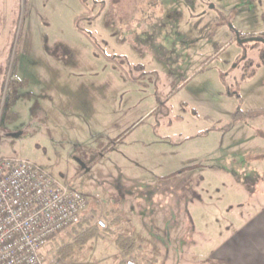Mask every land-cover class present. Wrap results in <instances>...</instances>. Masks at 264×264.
<instances>
[{"label":"rangeland","instance_id":"rangeland-1","mask_svg":"<svg viewBox=\"0 0 264 264\" xmlns=\"http://www.w3.org/2000/svg\"><path fill=\"white\" fill-rule=\"evenodd\" d=\"M84 12L91 19L79 26L95 45L74 24ZM236 32L264 38V0H0V160H30L83 193L94 219L121 218L111 236L99 231L59 264H155V172L227 153L230 145L206 142L212 127L233 123L218 136L264 153L259 43H238ZM159 139L185 141L167 149L152 144ZM262 157L234 166L263 175ZM67 232L44 248L48 262ZM116 233L140 249L120 252Z\"/></svg>","mask_w":264,"mask_h":264},{"label":"crops","instance_id":"crops-1","mask_svg":"<svg viewBox=\"0 0 264 264\" xmlns=\"http://www.w3.org/2000/svg\"><path fill=\"white\" fill-rule=\"evenodd\" d=\"M227 126L212 127L206 133V142L221 149L230 145L227 153L217 149L202 151L199 158L204 162L199 165L192 163L190 157L179 166L174 160L171 165H164L175 167L165 174L155 172L156 178H163L155 181V264H162L163 258L169 257H174L175 263L183 257V264H264V174L257 168L234 166L239 160L262 157L264 153H241L236 147L238 140L218 136L232 131L233 125ZM166 141L154 140L152 144L157 142L155 145L161 143L172 149L185 139ZM200 166L206 169L197 172L195 168ZM177 177L183 180L182 186L171 182ZM193 177L198 178V183L193 184ZM211 178L217 182L208 185ZM209 193L221 197L210 196L207 200ZM240 200L248 203L241 204ZM229 201L231 206L227 205Z\"/></svg>","mask_w":264,"mask_h":264},{"label":"built area","instance_id":"built-area-1","mask_svg":"<svg viewBox=\"0 0 264 264\" xmlns=\"http://www.w3.org/2000/svg\"><path fill=\"white\" fill-rule=\"evenodd\" d=\"M89 201L27 159L0 160V264H59L44 248L58 233L78 223ZM92 224L99 230L105 221ZM125 264H136L131 258Z\"/></svg>","mask_w":264,"mask_h":264},{"label":"trees","instance_id":"trees-1","mask_svg":"<svg viewBox=\"0 0 264 264\" xmlns=\"http://www.w3.org/2000/svg\"><path fill=\"white\" fill-rule=\"evenodd\" d=\"M82 19H91V18L88 17L87 12H84L74 18V24L77 30L83 33L86 37H88V39L95 45L96 40L91 36V34L88 31H85L81 26H79V23ZM258 43H259L260 64L264 65V44L261 42H258ZM103 56L108 58L107 56H105L104 53H103ZM109 59H112V58H109ZM232 125L233 123L229 124L227 127H230ZM95 211L96 210L94 206L89 205L87 211L80 217L78 223H76L75 225L71 226L68 229V232L66 235L67 242L63 240L61 244L56 246V250L54 252V257L59 262L60 261L64 262V261L71 259L78 251L82 250L90 241H92V239L98 236L99 231H101L102 234L111 236L112 233L114 232L112 230L113 225L115 224L116 225L115 227H117L118 223L121 224V218L118 216H115L111 220H107L105 222V228L99 230L97 227H95L92 224V221L95 217ZM117 228L115 229L116 231L118 230ZM115 243L120 249L124 250L127 256L133 255V251L135 249L136 250L140 249L135 238L130 236L129 234L116 233ZM118 264H125V262L120 261Z\"/></svg>","mask_w":264,"mask_h":264},{"label":"water","instance_id":"water-1","mask_svg":"<svg viewBox=\"0 0 264 264\" xmlns=\"http://www.w3.org/2000/svg\"><path fill=\"white\" fill-rule=\"evenodd\" d=\"M236 38H237L238 43H243L247 41H256V42H261L264 44V38L258 37V36H249L246 38H240L238 33L236 32Z\"/></svg>","mask_w":264,"mask_h":264}]
</instances>
